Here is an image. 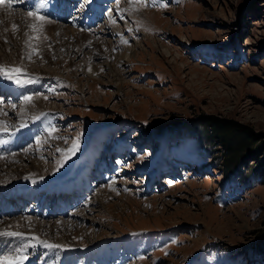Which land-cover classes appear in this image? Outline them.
I'll list each match as a JSON object with an SVG mask.
<instances>
[{
    "label": "rangeland",
    "instance_id": "1",
    "mask_svg": "<svg viewBox=\"0 0 264 264\" xmlns=\"http://www.w3.org/2000/svg\"><path fill=\"white\" fill-rule=\"evenodd\" d=\"M4 2L7 17L44 16ZM44 10L59 19L31 23L57 24L58 48L50 29L32 28L19 61L0 36L9 44L0 67L21 70L9 72L21 81L9 80L18 96L0 90V108L11 111L0 159L25 154L12 169L35 194L8 218L29 216L46 229L25 256L33 264H264V0H49ZM89 32L95 40L81 37ZM26 96L41 109H26ZM202 114L252 134L232 167L198 124Z\"/></svg>",
    "mask_w": 264,
    "mask_h": 264
},
{
    "label": "bare ground",
    "instance_id": "2",
    "mask_svg": "<svg viewBox=\"0 0 264 264\" xmlns=\"http://www.w3.org/2000/svg\"><path fill=\"white\" fill-rule=\"evenodd\" d=\"M36 2H37V0H36ZM4 4L6 6H9L10 5L9 7H11V5H12L13 8H16L15 11H17L19 14H20L19 8L21 7V5L22 4H24V5L27 4V8H30V10H32L34 8L35 9H41L40 14L41 15L43 14L44 16H46V18L52 17L54 19H59V16H57V15L56 16H53L51 14H48L47 13L48 11L44 10V8H41L40 7V4L37 7V3H35L34 0H26L23 3L19 2L18 0H7L6 2H4ZM13 8H11V9H13ZM1 10H2V7L0 5V23L4 25V27L3 26L0 27V36L3 37V38H6L7 41L9 42V44L14 48L15 54H16V57L15 58L19 59V61L22 59V57H28L29 56V55L28 56H25L24 53H25L26 50H25L24 46H26L27 44L30 45L29 43H32V41H29L28 38H29L30 32H32V31L35 32L34 29H36V31H38V30L42 31L44 29H46V30L50 29L52 31L50 33H51V36L53 37V41L56 42L55 45L58 48V42L57 41H59L61 39L60 38L61 37V34L59 33L60 31L58 30V28L56 27L57 24L54 25V26L51 25V24H49V25L47 24V26H42L43 23L45 24V23H48V22H43V23L41 22L40 25L35 24V23H31L32 20H35V21L38 20V16L35 15V14H37L39 12L38 10H34V13L33 12L31 13V15H30L31 18H32L31 21H29L30 19L28 20L27 18H25V16L23 17V15H20L21 17L19 15L18 16H11V17L9 16V17H7L4 14L5 12H2ZM12 11H14V10H12ZM43 11H45V13H43ZM110 14L111 13L109 12L108 13V16ZM5 17H7L9 19H6ZM90 22H92V20ZM8 23H10L12 25L11 28L14 27V28H12V30L14 29V31H12L11 28H9V29L6 28L5 29V26H7ZM32 28H34V29H32ZM119 29H120L119 26L112 24V30H113V32L119 31ZM93 34L92 33L90 34V32H89V37L88 36L86 37L85 34H84V36L82 34L81 37L82 38H85L86 40H93L94 39L93 37L95 36ZM64 35H67V33L64 34ZM15 36L19 37V41L18 42L17 41H14ZM52 37H50V38H52ZM41 38H43V37H41ZM47 38L49 39V36H47ZM95 38H97V37H95ZM99 39H100V37H99ZM36 40H38V38ZM36 40H34V41H36ZM37 42H39V41H37ZM34 43H36V42H34ZM97 43H99V42H97V41L95 42L94 41V43H93L94 44V47L96 49L97 48H100L102 46V45L101 46L98 45ZM9 44L8 45H3V44L0 45V47H1V56L2 57H5V55H7L6 49L9 47ZM37 48H38V52L39 53L41 51H42V53H45L46 51L48 53V51H49V49L51 47L49 49H46L44 47V45L42 46V44L39 42V45H38V47H36V49ZM95 48H93V49H95ZM36 49L34 48L35 52H37ZM26 53L28 54L29 53V50L26 51ZM56 53H58V49L56 50ZM0 65H1V63H0ZM6 69H16V68L9 67V68H6ZM93 71H95V70H93ZM13 73H15V72H12L11 74H13ZM9 75H10V73H9ZM12 87L13 86L9 83V80L3 78L2 77V74H0V90H2V89H3V91L10 90L13 93L14 96H18L19 95V92L14 91V88H12ZM37 102H39V101L37 100V101L27 102L26 103V109H28V108H31L32 110H35V108L41 109L40 108L41 106H39V104ZM8 111L11 112L10 111V108H8V107H5V109H3V108L1 109L0 108V129L5 128V127H3L4 124H5L4 123V120H7V113H9ZM12 129H16V127L13 126ZM7 131H5V132H7ZM12 132L13 131H11V132L9 131L8 133H12ZM2 138H4V136H2L0 134V141L3 140ZM5 139H6V137H5ZM0 145H1V142H0ZM24 155L19 154V156H16V158H14L13 156L10 155V157L6 159L7 161H4L3 159H0V196H1V199H0V214L5 213L6 216H7V218L2 219L0 221V233H5L3 235H0V239H4L0 243V261L7 260V261H16L17 264H33L32 263V261H33L32 259H30V258L25 259V257H27V256H25V250L31 249L33 246H35V247L38 248L39 247V244H40V243H37L38 240L46 241V239L44 237L40 236V233H39L41 231H46L45 228H42L43 221L42 220H41V222L40 221H38V222L37 221H33V219H31V217H29V216H27L25 218V220L21 219V216H16V218H14V220H9V218H8V214L9 213H11V214H17L18 215V213L21 212V207L20 206H21V204L23 205V203H24L23 200L24 199H26L27 197H30L31 198L32 196H35V194H32L31 192H29V190H27L25 188H20L18 186V183H21V181H22L21 178L23 177L24 172L22 170H19V169H12L13 166H16V163H14L13 160L18 159L20 162H22V161H24V157H25ZM0 156H1V154H0ZM37 167H39V168L37 169ZM43 168H45V165L44 166L43 165H39V166H34L33 167V169L36 170V171H38V172L41 171V169H43ZM38 176H41V174H38ZM12 178L15 180V182L11 180ZM170 181L171 180L167 179L164 182L165 183H170ZM6 186L7 187L8 186H13V188H12L13 190L11 188L8 189ZM17 186H18V188H17ZM5 187H6L7 190L5 189ZM65 192H67V191H65ZM7 196H10V198L12 200H14V202L15 201L18 202V204L16 206H14V205L10 204L9 201L7 202V200L5 199V197H7ZM37 199H38V201H37L38 203L36 205V209L37 210H34V212H37L38 213V212L41 211V208H42L44 202H41L40 201V198H37ZM8 205L12 206L11 210H9ZM3 210H5V212ZM58 211H62V210H58ZM51 212H52V210H50L49 213H51ZM62 212H64V210ZM9 221H11V222H9ZM13 221H15V222L12 224ZM15 223H19L20 225H15ZM9 224H11V225H9ZM15 226H19V227H15ZM25 226L33 227V229L36 228V230L35 231L26 232L25 230L27 228ZM51 230H52V228H51ZM7 233H19L20 234L19 236L24 235L25 236V239H28V240L23 241L24 239H22V237H21L22 241H19L18 236H16V238L13 239V237L15 235H10L11 237L7 238V236H8ZM26 243H27V245L24 246V244H26ZM35 250H36V248H35ZM28 257H30V256H28Z\"/></svg>",
    "mask_w": 264,
    "mask_h": 264
},
{
    "label": "trees",
    "instance_id": "3",
    "mask_svg": "<svg viewBox=\"0 0 264 264\" xmlns=\"http://www.w3.org/2000/svg\"><path fill=\"white\" fill-rule=\"evenodd\" d=\"M198 124L206 129V134L211 140L217 139L221 142L225 149L224 165L227 169L243 156L253 140L252 134L245 126L230 120L202 114L199 116Z\"/></svg>",
    "mask_w": 264,
    "mask_h": 264
},
{
    "label": "snow or ice",
    "instance_id": "4",
    "mask_svg": "<svg viewBox=\"0 0 264 264\" xmlns=\"http://www.w3.org/2000/svg\"><path fill=\"white\" fill-rule=\"evenodd\" d=\"M3 2H4V0H0V3H3ZM143 2H144V6L146 7L147 6V0H143ZM48 3H49V0H40V7L44 8V7H46V5ZM153 4H155V0H153ZM30 15H31V13H30ZM37 16L40 19H44L45 18L44 16H40L38 13H37ZM20 71H21L20 69H4V68L0 67V74H2L5 79L13 81L14 83H16L18 85L21 84V81L18 78H15L12 75H9V72L19 73ZM29 82H31V81H29ZM25 100L30 102L31 101V97L26 96ZM3 234H5V233H0V235H3ZM7 234L8 235H16V236L20 235L19 233H7ZM45 247L52 248V247H58V246L57 245L45 244ZM25 259H27V257H25ZM0 264H17V262L16 261H7V260H5V261H0Z\"/></svg>",
    "mask_w": 264,
    "mask_h": 264
}]
</instances>
